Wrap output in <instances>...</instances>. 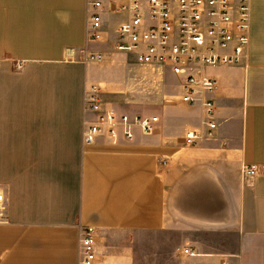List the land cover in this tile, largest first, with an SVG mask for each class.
Segmentation results:
<instances>
[{
  "label": "crops",
  "instance_id": "0c3cea01",
  "mask_svg": "<svg viewBox=\"0 0 264 264\" xmlns=\"http://www.w3.org/2000/svg\"><path fill=\"white\" fill-rule=\"evenodd\" d=\"M89 1L0 0V264H80L86 227L98 232L99 264H142L132 242L145 239L146 264H264V0H251L242 63L206 70L219 82L203 95L216 103L217 129L196 146L185 138L205 133L203 107L180 102L170 73L175 90L149 113V95L131 102L105 79L106 61H84L108 52L88 39ZM100 1L102 40L115 45L124 19L114 21V0ZM112 54L128 66L130 55ZM92 85L109 109L158 116L156 131L86 145ZM244 166L260 171L247 179Z\"/></svg>",
  "mask_w": 264,
  "mask_h": 264
},
{
  "label": "built area",
  "instance_id": "2783aa9c",
  "mask_svg": "<svg viewBox=\"0 0 264 264\" xmlns=\"http://www.w3.org/2000/svg\"><path fill=\"white\" fill-rule=\"evenodd\" d=\"M90 20L88 39L102 42L103 24L100 0L88 3ZM110 12L124 16L116 34L115 51L130 55L135 62L153 71L170 73L181 90L180 102L203 107L202 131L187 133L185 144L198 145L205 136L212 137L217 129L215 104L203 98L218 90L216 78L206 75L208 68L239 65L245 59L250 44L251 0H122L112 1ZM106 52L86 55L84 61L103 63L109 59ZM17 70L22 64H15ZM86 112L93 119L84 123L83 141L94 145L105 139L112 145L132 142L138 130L152 135L159 117L129 116L105 106L103 92L97 85L86 90ZM242 174L251 179L258 174L255 166H244ZM6 197L0 188V222H6ZM95 228L81 232L80 264H99ZM191 251L185 250V254Z\"/></svg>",
  "mask_w": 264,
  "mask_h": 264
},
{
  "label": "rangeland",
  "instance_id": "374dc122",
  "mask_svg": "<svg viewBox=\"0 0 264 264\" xmlns=\"http://www.w3.org/2000/svg\"><path fill=\"white\" fill-rule=\"evenodd\" d=\"M124 18L125 17L121 15H116L114 21L116 20V22H121ZM92 44L96 46L104 45L108 49L107 53H109L110 57L104 63L106 69L104 70L103 74L105 79L109 83L117 85L118 88L125 94V97L129 98L131 102L135 104L141 103V101H143L146 96L149 95V99L141 104V109L143 108L144 111L152 113L157 107L161 105V99H169L167 97L169 96L168 92H171L172 89L175 90V85H170V83L168 82V75L164 72L161 74V72L158 71H146L142 69V67L138 66V64L131 56L124 57L128 66L122 64L121 59H119L118 57H113L112 51L114 50L115 45L113 44L112 36L108 40H104L100 43L94 42ZM152 75H154L155 79L153 82ZM172 78L174 80L173 76ZM151 88H153V90L150 94L148 92H150ZM177 89L181 93L182 88L180 87V85L177 86ZM171 94L174 93L172 92ZM132 243L135 249L140 253V255L143 256V258L139 260L142 264H146V258L144 256L146 255V252L151 249V243L147 239L139 243Z\"/></svg>",
  "mask_w": 264,
  "mask_h": 264
}]
</instances>
